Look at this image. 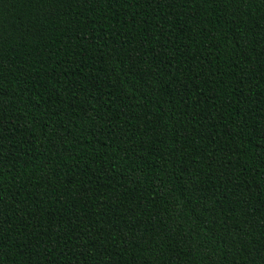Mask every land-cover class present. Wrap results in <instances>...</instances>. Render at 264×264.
<instances>
[{
    "label": "trees",
    "instance_id": "obj_1",
    "mask_svg": "<svg viewBox=\"0 0 264 264\" xmlns=\"http://www.w3.org/2000/svg\"><path fill=\"white\" fill-rule=\"evenodd\" d=\"M0 264H264V0H0Z\"/></svg>",
    "mask_w": 264,
    "mask_h": 264
}]
</instances>
